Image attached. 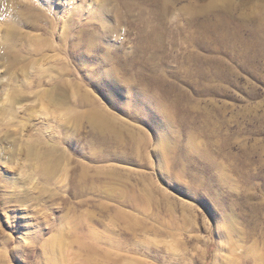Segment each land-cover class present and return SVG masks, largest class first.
<instances>
[{"label":"rangeland","instance_id":"374dc122","mask_svg":"<svg viewBox=\"0 0 264 264\" xmlns=\"http://www.w3.org/2000/svg\"><path fill=\"white\" fill-rule=\"evenodd\" d=\"M9 26L26 59H0V264H264V0H6L0 53Z\"/></svg>","mask_w":264,"mask_h":264},{"label":"bare ground","instance_id":"6f19581e","mask_svg":"<svg viewBox=\"0 0 264 264\" xmlns=\"http://www.w3.org/2000/svg\"><path fill=\"white\" fill-rule=\"evenodd\" d=\"M6 0H0V14L2 13V7L4 6V2ZM95 1V0H94ZM165 3V2H164ZM166 4H169L166 2ZM166 6V5H165ZM208 7V6H207ZM162 8V7H161ZM168 9V7H167ZM206 9V8H205ZM166 10V9H165ZM164 11V9H163ZM197 11V10H195ZM22 12L24 13H20V14H17L13 17V20H12V24L13 25H16L18 28H22L23 25L26 23H30L34 25V28L36 26V19H38L39 16L42 15V12L41 11H38L37 10V13L32 9L30 8H27V7H23L22 8ZM166 12V11H165ZM204 12V10L202 11ZM162 15H163V12H162ZM166 16V14H164ZM163 15V16H164ZM94 18H99L101 17L103 20H107L106 19V16L104 14V12L101 11V9L96 12L95 16H93ZM100 19V18H99ZM101 19V21H103ZM229 19L225 18V17H218L217 18V23L218 25H216L215 27L219 29L220 32H218L219 36H218V41L221 43V44H225L227 43L228 40L230 41H238L240 38H239V33L244 30L246 28V25L245 22L242 23V22H238V23H233L232 25L229 24L228 22ZM104 21V22H105ZM107 23V22H106ZM32 25V26H33ZM105 26V25H104ZM107 32V31H106ZM87 33V32H86ZM95 35H98L100 37H104L103 36V33H101L100 30H98L97 32H93L88 36V40L90 39H93L94 40V37ZM108 35V34H107ZM21 34L20 33H16L14 31V29L9 26L6 30H5V37H4V40L6 43H3V47H2V53H0V59H26L24 58V56L20 53V52H17L15 53L14 52V49L17 47L16 44L14 43V39L16 37H20ZM105 38V37H104ZM210 38V37H209ZM239 38V39H238ZM214 39V38H213ZM238 39V40H237ZM92 40V41H93ZM244 40V39H243ZM216 41V40H215ZM244 43H248V40L247 41H243ZM48 43L47 40H43V45L46 46ZM218 43V42H216ZM219 43V44H220ZM220 44V45H221ZM6 45V46H5ZM4 46H5V51H4ZM49 46V45H48ZM223 47V46H222ZM29 56H31L32 54L29 53L28 54ZM37 56V54H36ZM64 86L63 84H59V85H56L55 88L52 89V91L50 90H44L42 95L43 97H45L46 99H49L51 100L53 103H57V101H59V98L62 97V94H63V91H64ZM16 91V90H15ZM14 91V92H15ZM22 91V90H20ZM18 93V92H17ZM20 93V92H19ZM17 96V95H16ZM20 96V95H18ZM124 96V95H123ZM20 99V97H18ZM133 99V98H132ZM18 100V99H17ZM9 101V104H14L16 102V100H14L13 98L12 99H8ZM7 101V102H8ZM47 101V100H46ZM49 102V101H48ZM19 103V102H18ZM17 103V104H18ZM16 104V103H15ZM19 105V104H18ZM160 110H163L162 108ZM165 110V109H164ZM163 110V111H164ZM161 111V112H163ZM166 113V112H165ZM81 115V114H80ZM110 114H108L107 112L105 111H102V109H99V108H96V109H93V110H90L88 112H86L83 116L88 120V122L90 123L91 127L94 129V131H104V132H112V118L111 117H108ZM166 116V115H165ZM166 118V117H165ZM168 118H170L168 116ZM168 120V119H167ZM169 121V120H168ZM114 122V121H113ZM169 126V125H168ZM168 129V128H167ZM114 130V129H113ZM169 130V129H168ZM169 133V131H168ZM162 139V141H169L168 140V135L166 134V132H163L162 136L160 137ZM168 144V143H167ZM29 152L31 153H34V156H36L38 153H37V150L34 152L33 149H29ZM40 155V153H39ZM168 155V154H167ZM54 157H52V155L48 153V156L47 155H40L38 157V160L41 161L40 164V167L39 169H41L44 173H50V170L52 169V163H54V165L56 164L52 159ZM165 158V157H164ZM36 159V158H35ZM53 161V162H52ZM57 161V160H56ZM59 165V164H58ZM57 167V166H56ZM58 169V167H57ZM40 170V171H41ZM56 169H53V172L55 171ZM41 171V172H42ZM52 171V170H51ZM42 172V173H43ZM50 175V174H49ZM16 191V190H15ZM21 192H17L15 194V201L17 200V202L19 201L20 199V194ZM234 219V218H233ZM232 219V220H233ZM229 222L230 224H228V226H226L227 228L231 229L232 231L233 230H236V226L234 225V223L232 222ZM235 222V221H234ZM237 224V223H236ZM63 225V224H62ZM225 226V225H224ZM239 227V226H238ZM224 231L226 232V229H224ZM239 231V230H238ZM224 232V233H225ZM231 232V231H229ZM235 232V231H234ZM241 232V230L239 231ZM232 234V232H231ZM229 236V235H228ZM241 237V236H240ZM225 238V237H224ZM225 257V256H224ZM230 257V256H229ZM235 261V260H233ZM227 263V262H226ZM230 264V263H229Z\"/></svg>","mask_w":264,"mask_h":264}]
</instances>
